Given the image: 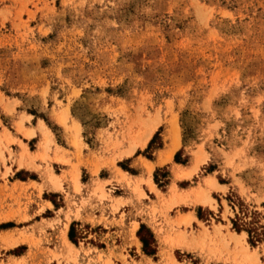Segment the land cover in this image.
<instances>
[{
    "label": "rangeland",
    "instance_id": "1",
    "mask_svg": "<svg viewBox=\"0 0 264 264\" xmlns=\"http://www.w3.org/2000/svg\"><path fill=\"white\" fill-rule=\"evenodd\" d=\"M0 264H264V0H0Z\"/></svg>",
    "mask_w": 264,
    "mask_h": 264
},
{
    "label": "trees",
    "instance_id": "2",
    "mask_svg": "<svg viewBox=\"0 0 264 264\" xmlns=\"http://www.w3.org/2000/svg\"><path fill=\"white\" fill-rule=\"evenodd\" d=\"M174 160L175 161H178V158H177V155H175L174 157ZM74 223H72L70 225V228H69V231H68V237L69 239L72 241V242H76V239H75V234H74ZM144 227L141 225L139 231H138V234L140 236V241L142 242V248L144 251L150 253L152 250H149V243L151 240H153V237H152V234L149 233V238L147 237H144V236H141L140 235V232H141V229H143Z\"/></svg>",
    "mask_w": 264,
    "mask_h": 264
},
{
    "label": "bare ground",
    "instance_id": "3",
    "mask_svg": "<svg viewBox=\"0 0 264 264\" xmlns=\"http://www.w3.org/2000/svg\"><path fill=\"white\" fill-rule=\"evenodd\" d=\"M57 117V116H56ZM56 119V118H55ZM172 121V120H171ZM170 124V123H169ZM45 128V127H44ZM171 129V133L173 134L172 135V139H174L176 136H177V127H176V125H175V123H172V127L170 128ZM47 130V129H46ZM49 132V131H48ZM171 133H170V137H171ZM150 136V130H148V132L147 133H145V137H144V140H142V144H143V142H146V140L148 139V137ZM177 147V145H175V143L174 144H172V147H171V149L170 150H174L175 148ZM133 148V147H132ZM128 154V153H127ZM147 168V167H146ZM148 169L149 170H151V166H148ZM196 169V168H195ZM179 173V172H178ZM176 174V173H175ZM52 175V174H51ZM201 197V196H200ZM200 197H197V199L199 198L200 199ZM205 200H207V199H205ZM197 201H199V200H197ZM210 201V200H209ZM207 202V201H206Z\"/></svg>",
    "mask_w": 264,
    "mask_h": 264
},
{
    "label": "crops",
    "instance_id": "4",
    "mask_svg": "<svg viewBox=\"0 0 264 264\" xmlns=\"http://www.w3.org/2000/svg\"><path fill=\"white\" fill-rule=\"evenodd\" d=\"M177 142H178V139H175V140H173V143H172V144L175 143V145H177ZM175 149H176V148H175ZM173 151H174V150H169V152H167V155H166V157H165V160L170 159L171 154L173 153Z\"/></svg>",
    "mask_w": 264,
    "mask_h": 264
}]
</instances>
